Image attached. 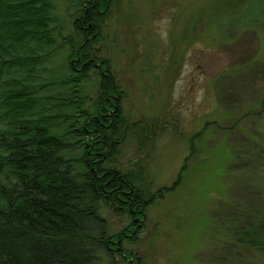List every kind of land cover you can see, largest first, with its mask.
<instances>
[{
  "label": "rangeland",
  "instance_id": "obj_1",
  "mask_svg": "<svg viewBox=\"0 0 264 264\" xmlns=\"http://www.w3.org/2000/svg\"><path fill=\"white\" fill-rule=\"evenodd\" d=\"M52 1L62 35L79 43L78 0ZM110 1L94 51L109 61L123 114L150 123L152 134L142 145L139 127L120 162L145 167L151 192L180 181L146 210L135 243L120 248L141 264H264L251 251H229L226 220L264 215V0ZM66 52L32 83L64 69ZM99 83L93 68L83 90L93 102ZM104 215L114 234L132 221ZM100 264L129 263L116 254Z\"/></svg>",
  "mask_w": 264,
  "mask_h": 264
},
{
  "label": "trees",
  "instance_id": "obj_2",
  "mask_svg": "<svg viewBox=\"0 0 264 264\" xmlns=\"http://www.w3.org/2000/svg\"><path fill=\"white\" fill-rule=\"evenodd\" d=\"M110 2L73 4L82 9L78 43L62 35L52 0H0V264H100L116 254L127 262L133 253L117 249L135 243L146 210L180 183L151 192L145 167L120 162L139 127L142 145L152 134L150 123L123 114L109 61L94 51ZM61 51L65 68L34 85L36 71ZM93 68L94 102L83 94ZM104 210L132 221L111 233ZM254 214L226 217L230 252L264 256V215Z\"/></svg>",
  "mask_w": 264,
  "mask_h": 264
},
{
  "label": "flooded vegetation",
  "instance_id": "obj_3",
  "mask_svg": "<svg viewBox=\"0 0 264 264\" xmlns=\"http://www.w3.org/2000/svg\"><path fill=\"white\" fill-rule=\"evenodd\" d=\"M102 13H103V12H102ZM96 66L99 67L100 65L96 64ZM136 220H137V219H136ZM120 243H121V242H120ZM119 250H122V251H123V249L120 248V247L117 249V251H119ZM127 262H128L129 264H141V263L139 262V259H137L136 257L128 259Z\"/></svg>",
  "mask_w": 264,
  "mask_h": 264
},
{
  "label": "water",
  "instance_id": "obj_4",
  "mask_svg": "<svg viewBox=\"0 0 264 264\" xmlns=\"http://www.w3.org/2000/svg\"><path fill=\"white\" fill-rule=\"evenodd\" d=\"M77 61H79V59H77Z\"/></svg>",
  "mask_w": 264,
  "mask_h": 264
}]
</instances>
